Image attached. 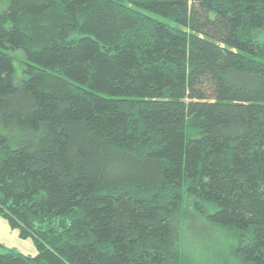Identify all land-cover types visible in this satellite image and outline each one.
I'll use <instances>...</instances> for the list:
<instances>
[{"label": "trees", "instance_id": "1", "mask_svg": "<svg viewBox=\"0 0 264 264\" xmlns=\"http://www.w3.org/2000/svg\"><path fill=\"white\" fill-rule=\"evenodd\" d=\"M263 28L264 0H10L0 218L37 254L0 264H188L186 199L264 264Z\"/></svg>", "mask_w": 264, "mask_h": 264}, {"label": "rangeland", "instance_id": "2", "mask_svg": "<svg viewBox=\"0 0 264 264\" xmlns=\"http://www.w3.org/2000/svg\"><path fill=\"white\" fill-rule=\"evenodd\" d=\"M10 0H0V13L7 10ZM256 39L264 41V28L257 31ZM16 81L23 79L24 59L14 54ZM212 213L210 207L200 213L192 200L186 199L182 208V249L188 264H224L229 252L236 246V241L222 228L212 225L207 215ZM14 253L26 257L37 254L33 239H22L19 231L10 227L0 218V254Z\"/></svg>", "mask_w": 264, "mask_h": 264}]
</instances>
